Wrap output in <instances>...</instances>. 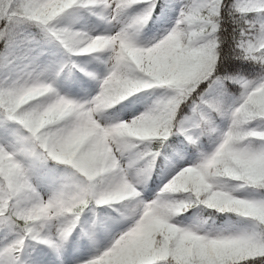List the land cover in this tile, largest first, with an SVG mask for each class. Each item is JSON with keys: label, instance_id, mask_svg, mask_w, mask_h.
Returning a JSON list of instances; mask_svg holds the SVG:
<instances>
[{"label": "rangeland", "instance_id": "1", "mask_svg": "<svg viewBox=\"0 0 264 264\" xmlns=\"http://www.w3.org/2000/svg\"><path fill=\"white\" fill-rule=\"evenodd\" d=\"M97 1L0 0V264H24L14 256L19 244L34 264L68 255L71 264H232L264 255V75L239 80L233 96L212 77L220 0H160L157 13V0ZM236 7L255 12L242 46L264 62V0ZM189 19L200 23L190 28ZM193 32L200 43L183 48ZM77 41L93 53L74 55ZM142 46L148 57H135ZM193 96L177 129L201 155L167 157L157 192L122 214L58 221L87 192L110 203L142 191L151 173L145 142L167 137ZM187 190L238 222L212 231L178 220L174 194ZM8 208L49 221L23 235Z\"/></svg>", "mask_w": 264, "mask_h": 264}, {"label": "trees", "instance_id": "2", "mask_svg": "<svg viewBox=\"0 0 264 264\" xmlns=\"http://www.w3.org/2000/svg\"><path fill=\"white\" fill-rule=\"evenodd\" d=\"M161 1H156L154 13L161 9L159 5ZM256 18L255 12L239 11L236 7V0H220L219 13L215 17L216 30V62L212 73L213 78H218L224 84V92L233 95H238L241 92L239 80L259 79L264 75V62L249 56L244 48L243 42L246 36L251 32V27L254 25ZM37 36L43 38L41 30L33 27ZM7 37H0V59L5 47ZM199 91V90H198ZM191 97L187 101L182 102L175 111L173 129L167 137H154L148 139L143 148L146 151L147 159L150 163L151 173L148 182L143 186L142 191H137L131 197L125 198L120 202L98 203L97 198L90 192H87L85 198L81 201L65 206L59 214L58 221L63 226H68L74 223L80 217L91 215L100 220H105L108 217L122 214L126 212L130 205L134 204V198L140 195L151 197L158 190V179L160 172L163 169L165 159L171 155H190L196 158L202 154L203 148L195 146L187 142L177 129V124L183 117L189 113V105L192 102ZM208 144V141H205ZM49 165L57 167H68L62 163L52 159H47ZM70 168L72 171L73 168ZM174 201L182 205L180 214L176 217L180 221L199 223L203 221L204 226L209 230L214 231L220 226H227L238 222L239 217L231 212H219L213 208L204 205L190 190L178 191L174 194ZM6 215L13 222L15 230L27 235L32 230L43 228L48 219L35 211L33 214L28 213L19 216L12 208H8ZM264 234V228H263ZM24 245L19 244L14 247V256L24 264H34V260L29 258V251L23 254ZM135 249H131V255H134ZM73 263L71 256L62 258L60 261ZM59 260H54V264H60ZM83 264H89L83 263ZM153 264H178L171 259L155 261ZM232 264H264V255L254 258L245 259Z\"/></svg>", "mask_w": 264, "mask_h": 264}, {"label": "bare ground", "instance_id": "3", "mask_svg": "<svg viewBox=\"0 0 264 264\" xmlns=\"http://www.w3.org/2000/svg\"><path fill=\"white\" fill-rule=\"evenodd\" d=\"M111 2H112V0H99V1L95 2L93 4V6H95V7H97V6H105V5H107V4L111 3ZM189 21L191 22L188 25V27H190V28H195L200 23V21H198L197 19H189ZM130 23H132L131 27H135L134 21L131 20ZM73 34H76V31H74ZM200 41H201V36L196 34L195 32H193L191 34L189 40L185 43L183 48L188 49V48L196 47V45L199 44ZM91 49H92L91 46H87L86 45V47H85V43L77 41V43L75 44V46L73 48V51H74V55L81 57L83 55L92 54L93 52H91V53L88 52V50H91ZM106 50L107 49H104V50H102V52H105ZM143 53H146L144 46H142V47L137 49L135 57H138L139 55H141ZM146 57H148V53H146ZM135 85L138 86V82H135Z\"/></svg>", "mask_w": 264, "mask_h": 264}]
</instances>
